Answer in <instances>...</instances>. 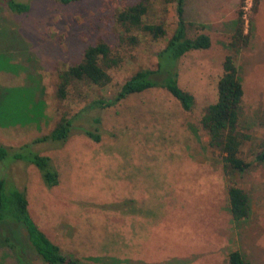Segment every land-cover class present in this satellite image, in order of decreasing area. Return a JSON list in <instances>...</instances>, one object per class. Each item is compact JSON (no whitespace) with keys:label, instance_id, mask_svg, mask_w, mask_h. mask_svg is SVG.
<instances>
[{"label":"rangeland","instance_id":"rangeland-1","mask_svg":"<svg viewBox=\"0 0 264 264\" xmlns=\"http://www.w3.org/2000/svg\"><path fill=\"white\" fill-rule=\"evenodd\" d=\"M133 0H31L17 13L0 1V143L19 146L48 132L64 111L84 110L85 94L111 97L138 68H156L164 38L143 37L139 44L120 42L118 8ZM185 0L184 17L194 22L190 34L208 32L209 48L192 49L178 59V84L194 94L184 109L164 88L134 92L113 106L88 113L100 116V140L74 128L64 141L35 145L60 172L48 186L32 164H12L15 180L26 188L28 210L46 235L75 257L96 264H228L241 250L253 264H264V162H256L235 182L250 197V216L232 221L227 210L228 178L218 151L205 145L200 125L206 106L218 98L222 62L230 50L240 5L251 42L234 53L245 91L242 123L252 138L242 150L252 159L264 138V0ZM147 22H164L170 36L176 26L173 5L154 3ZM100 39L120 49L123 61L109 70L111 81L78 94L56 95L57 72L81 58ZM165 59V57H163ZM165 63V60H163ZM30 96L45 101L39 110ZM90 99V98H89ZM35 101V100H34ZM40 113H39V112ZM31 119L27 122V115ZM91 115L77 126L93 128ZM9 159L0 160L2 163ZM0 176L1 173H0ZM20 228V227H19ZM30 264H43L16 227ZM15 251L0 233V264H18ZM111 258H120L112 262ZM183 260V261H181Z\"/></svg>","mask_w":264,"mask_h":264},{"label":"trees","instance_id":"trees-1","mask_svg":"<svg viewBox=\"0 0 264 264\" xmlns=\"http://www.w3.org/2000/svg\"><path fill=\"white\" fill-rule=\"evenodd\" d=\"M10 10L17 13L26 12L31 0H0ZM68 2L72 0H60ZM76 1V0H74ZM185 0H133L131 3L118 8L115 12V21L121 30L117 31L120 42L131 45L140 43L143 37H149L157 42L164 38L166 44L159 50V61L156 68H138L134 70L114 92L111 97L89 94L83 92L79 84L84 83L91 90L103 89L111 81L110 69L117 67L123 61V56L115 45L105 39H100L94 44L86 46L81 58L76 62H70L61 67L58 72V82L55 93L60 98H68L73 88L78 94L88 99L84 110L72 115L64 111L59 116L53 127L43 135L36 137L30 142L19 146H6L0 143V160L9 159L2 163L0 176V233L6 245L14 249L18 264H30L27 260L25 248L20 237L14 235L12 228L24 229L29 245L38 255L43 264H96L94 258L80 259L74 254L65 251L60 244L39 228L32 219L28 210L26 188L21 187L14 178L12 164L23 162L32 164L38 168L42 179L48 186H53L60 181V172L54 165L48 154L41 155L35 145L47 140L64 141L74 128H78L84 134L95 141L100 140V116L91 115V111L106 109L113 106L122 98L134 92L148 90L154 87L164 88L173 95L184 109H191L195 104V96L190 91L183 89L178 84L176 63L183 54L192 49L209 48L212 37L208 32L202 31L191 35L189 29L194 22L184 17ZM258 0H253L251 10H255ZM161 3L164 6L173 5L176 15V26L168 36V25L164 22H147L145 18L150 14L151 6ZM236 18V30L233 34L229 48L237 53L240 49L248 46L251 42L253 25L246 31L244 10L240 5ZM234 53L225 55L222 62V73L217 82L218 98L216 102L209 103L200 118V125L206 132L205 145L211 150L218 151L222 163L223 173L228 178L227 210L233 222L239 223L250 216V197L243 187L235 180V174H244L252 168L256 162H264V138L260 139L253 151V157L247 160L242 155L243 147L250 142L251 132L242 123L243 89L242 78L235 63ZM165 57V59L163 58ZM165 60V63H163ZM90 98V99H89ZM35 100V101H34ZM30 96L31 105L34 103L42 116L45 101H36ZM39 112V111H38ZM40 113V112H39ZM91 115L93 128L77 126L79 116ZM28 113L27 122L31 117ZM1 126L6 123L1 122ZM20 227V228H19ZM20 234V231H19ZM112 262L120 261V258H111ZM183 261V260H181ZM228 264H253L239 249L229 253Z\"/></svg>","mask_w":264,"mask_h":264}]
</instances>
